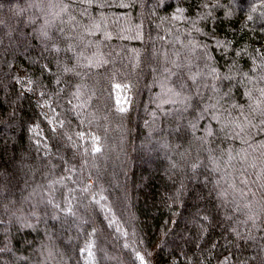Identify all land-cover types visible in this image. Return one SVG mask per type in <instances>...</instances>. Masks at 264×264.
I'll return each mask as SVG.
<instances>
[{
	"label": "trees",
	"instance_id": "trees-1",
	"mask_svg": "<svg viewBox=\"0 0 264 264\" xmlns=\"http://www.w3.org/2000/svg\"><path fill=\"white\" fill-rule=\"evenodd\" d=\"M0 264H264V0H0Z\"/></svg>",
	"mask_w": 264,
	"mask_h": 264
},
{
	"label": "snow or ice",
	"instance_id": "snow-or-ice-1",
	"mask_svg": "<svg viewBox=\"0 0 264 264\" xmlns=\"http://www.w3.org/2000/svg\"><path fill=\"white\" fill-rule=\"evenodd\" d=\"M97 151H99V149H97Z\"/></svg>",
	"mask_w": 264,
	"mask_h": 264
},
{
	"label": "rangeland",
	"instance_id": "rangeland-1",
	"mask_svg": "<svg viewBox=\"0 0 264 264\" xmlns=\"http://www.w3.org/2000/svg\"><path fill=\"white\" fill-rule=\"evenodd\" d=\"M143 261V260H142Z\"/></svg>",
	"mask_w": 264,
	"mask_h": 264
}]
</instances>
